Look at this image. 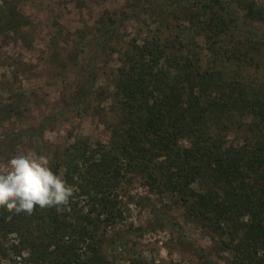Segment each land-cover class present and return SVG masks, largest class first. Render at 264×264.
<instances>
[{
	"label": "trees",
	"instance_id": "obj_1",
	"mask_svg": "<svg viewBox=\"0 0 264 264\" xmlns=\"http://www.w3.org/2000/svg\"><path fill=\"white\" fill-rule=\"evenodd\" d=\"M262 1L125 0L123 10L99 16L90 40L80 32L68 58L93 55L66 108L110 101L102 110L109 143L69 135L73 142L54 153L50 167L64 171L75 190L68 205L37 207L31 214L0 208V264H116L109 250L118 236L105 232L124 223L131 204H141L129 193L137 180L157 196L169 195L224 264H264ZM128 22L138 26L135 35ZM33 27L18 0H3L2 47L21 43L31 50ZM2 54L0 49L7 73L0 83V123L21 121L28 100L17 87L14 66L20 64ZM115 55L120 66L111 71L106 66ZM100 70L111 81L96 89ZM45 127L0 135V157ZM11 235L18 242L10 244ZM23 252L29 259L18 263ZM128 262L170 264L142 257Z\"/></svg>",
	"mask_w": 264,
	"mask_h": 264
},
{
	"label": "rangeland",
	"instance_id": "obj_2",
	"mask_svg": "<svg viewBox=\"0 0 264 264\" xmlns=\"http://www.w3.org/2000/svg\"><path fill=\"white\" fill-rule=\"evenodd\" d=\"M18 1L20 10L34 26L33 48L26 49L21 43L2 47L0 41V49L3 58L8 56L13 62L20 64L14 66L20 76L17 87L28 101L24 105L23 120L12 118L0 123V135L37 127L43 122L46 127L37 136L24 138L12 147L10 145L5 155L0 157V164L19 151L44 155L50 164L55 152H62L73 142L69 135L88 137L92 145L96 142L108 144L111 132L104 125L107 116L102 110L110 108V101L102 102L101 106L99 100H96L93 104L81 105L72 110L66 108V101L75 93L83 76L82 72L89 71L93 54L86 51L78 56L76 62H72L68 56L76 52L75 42L78 41L81 31L87 33L86 39L90 40L99 16L105 10H123L125 0ZM255 1L260 5L263 2ZM2 3L3 0H0V6ZM238 17L242 18L243 13H239ZM257 27L264 31V25ZM126 29L135 35L138 26L134 22H128ZM199 43L204 45L201 39ZM53 55L57 56L55 62ZM119 66L118 56L115 55L107 62L106 67L115 71ZM5 72L7 73V69L0 65V83ZM99 73L96 89L106 87L111 81V76L108 78L102 70ZM7 78L11 80V73ZM97 107H101L98 108L99 111ZM63 173L64 171L60 172L61 175ZM129 193L138 201H142L141 204H131L130 214L124 223L108 227L105 232L108 238L114 234L118 236L117 244L109 250V254L117 257L116 264H128V260L135 257H142L149 263L156 261L170 264H224V260L212 250L210 238L199 226L184 220L183 211L175 205L169 195L160 197L153 194L141 185L140 180L134 183ZM124 198L122 197L125 201ZM79 203V207L86 213L89 207L85 198ZM9 241L10 244L18 242L15 235H11ZM7 243L8 241H5V245ZM208 258L210 261L206 262ZM28 259V252H23L16 261L21 263ZM4 263L8 264L6 261Z\"/></svg>",
	"mask_w": 264,
	"mask_h": 264
},
{
	"label": "clouds",
	"instance_id": "obj_3",
	"mask_svg": "<svg viewBox=\"0 0 264 264\" xmlns=\"http://www.w3.org/2000/svg\"><path fill=\"white\" fill-rule=\"evenodd\" d=\"M74 193L44 155L19 151L0 164V208L14 214L66 206Z\"/></svg>",
	"mask_w": 264,
	"mask_h": 264
}]
</instances>
